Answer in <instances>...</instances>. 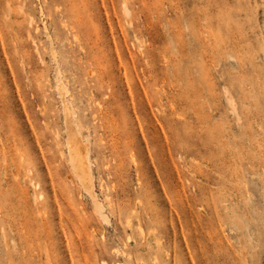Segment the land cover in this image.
Returning <instances> with one entry per match:
<instances>
[{
	"label": "rangeland",
	"instance_id": "obj_1",
	"mask_svg": "<svg viewBox=\"0 0 264 264\" xmlns=\"http://www.w3.org/2000/svg\"><path fill=\"white\" fill-rule=\"evenodd\" d=\"M0 35V264H264V0H0Z\"/></svg>",
	"mask_w": 264,
	"mask_h": 264
},
{
	"label": "bare ground",
	"instance_id": "obj_2",
	"mask_svg": "<svg viewBox=\"0 0 264 264\" xmlns=\"http://www.w3.org/2000/svg\"><path fill=\"white\" fill-rule=\"evenodd\" d=\"M53 53H55V51ZM56 53L54 54V57H53L54 59L57 57L55 56ZM55 69H57V71H55L57 72L55 76H57L56 78V80L58 81L57 88L60 94V96L58 97H60V100H61L60 104L62 106L63 120H64V126H65L63 137L65 141L64 142L65 147L67 150V156H66L67 161L76 179L78 180L80 185L83 187V189L87 192L88 196H90V198L94 202L96 213L101 217V219L102 218L104 219L105 215L103 214V205L97 200V195L95 191V182H94L95 179H94L92 166H91L92 163H91L89 146L83 141L82 133H81V124L76 116V112H75V109L72 103V98L68 97L69 88H67L68 86L62 82L61 74H60L61 72L59 68L56 67Z\"/></svg>",
	"mask_w": 264,
	"mask_h": 264
}]
</instances>
